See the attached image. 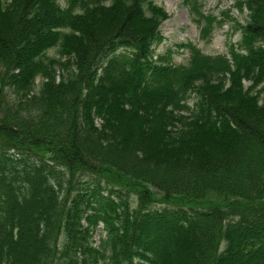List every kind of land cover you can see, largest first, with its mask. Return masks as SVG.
<instances>
[{"label":"trees","instance_id":"trees-1","mask_svg":"<svg viewBox=\"0 0 264 264\" xmlns=\"http://www.w3.org/2000/svg\"><path fill=\"white\" fill-rule=\"evenodd\" d=\"M239 3L238 48L175 65L154 0H0V264H264V0Z\"/></svg>","mask_w":264,"mask_h":264},{"label":"rangeland","instance_id":"rangeland-1","mask_svg":"<svg viewBox=\"0 0 264 264\" xmlns=\"http://www.w3.org/2000/svg\"><path fill=\"white\" fill-rule=\"evenodd\" d=\"M154 1L170 15L161 25L163 40L157 46V56H162L175 65H187L191 57L190 45H195L204 54L212 56L227 55L230 49L240 46L241 27L249 19L248 9L239 3L241 0H197L201 13L205 16L204 21L192 9L191 1L195 0ZM210 20L213 31L211 35L204 36L202 28ZM48 53L58 57L56 48ZM37 84L40 85V79ZM95 239H99V236L96 235Z\"/></svg>","mask_w":264,"mask_h":264}]
</instances>
